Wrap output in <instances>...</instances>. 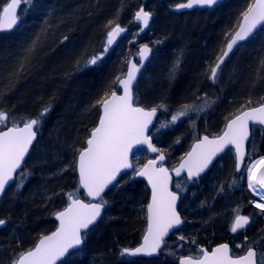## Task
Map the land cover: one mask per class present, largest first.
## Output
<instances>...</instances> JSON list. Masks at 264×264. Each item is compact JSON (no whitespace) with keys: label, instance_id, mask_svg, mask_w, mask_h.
I'll return each instance as SVG.
<instances>
[{"label":"trees","instance_id":"16d2710c","mask_svg":"<svg viewBox=\"0 0 264 264\" xmlns=\"http://www.w3.org/2000/svg\"><path fill=\"white\" fill-rule=\"evenodd\" d=\"M151 1L32 0L20 8L18 26L0 33V110L9 114L10 121L14 119L21 125V118H35L44 106H51L23 166L29 173L23 187L17 189V175L0 201L6 202L0 216L6 221L0 228V264H12L17 253L33 248L42 236L51 233L56 227L55 213L68 203L66 193L79 188L72 162L78 155L77 149L85 146L89 130L96 125L100 107L96 102L112 90L118 93L116 77L122 78L129 61L137 56L133 41L138 37L134 30L138 25L133 14L138 8L151 10L152 22L147 32L153 29L156 35L150 44L144 43L142 36L138 38L152 47V56L133 88L134 103L145 109L157 108L160 113L156 124L167 123L164 128L169 129L173 126L169 123L170 115L185 104L202 106L204 99L211 104L206 107L209 113L200 114L205 124L214 108L221 109L228 121L239 112L264 103V27L233 51L219 69L215 82L208 79L210 66L216 64L242 13L254 0H225L211 10L178 15L163 6L149 8ZM6 2L0 0V11ZM117 24L125 28V35L103 60L84 67L88 57L101 51L108 30ZM177 59L179 64L173 70ZM21 64L23 70L18 72ZM206 129L205 135L214 136L210 124H206ZM195 136L193 142L199 134ZM152 140L159 150L158 141ZM180 148L176 147V155L182 152ZM138 152L140 156L136 159L135 155L132 160L133 171L122 175L119 183L103 196L107 204L102 218L87 233L82 248L60 264H177L176 259H166L162 252L155 259H129L121 255L122 249L139 244L145 230L149 194L133 173L149 156L145 150ZM259 155H264V135L259 127H252L241 172H236L229 150L203 177L192 182L175 181L183 226L164 246L175 241L210 249L227 243L234 257L252 247L257 251V264H262L264 214L249 204L251 198L244 177L246 165ZM166 164L170 166L167 157ZM178 183L183 187L198 183L192 198L195 207L189 200L184 202L183 195L175 189ZM77 195L83 199L80 189ZM187 209L193 212L192 217L185 213ZM234 210L250 217L247 227L237 233L230 230ZM237 245L240 247L236 248Z\"/></svg>","mask_w":264,"mask_h":264},{"label":"snow or ice","instance_id":"6c2138e0","mask_svg":"<svg viewBox=\"0 0 264 264\" xmlns=\"http://www.w3.org/2000/svg\"><path fill=\"white\" fill-rule=\"evenodd\" d=\"M216 2L217 0H187V3H180L175 7L177 9H190L194 5L210 7ZM21 3L31 4L32 0H10L3 7L2 15H0V31L12 29L18 23L17 9ZM151 16L152 13L143 8L135 13V19L142 22L144 27L148 26ZM242 16L243 23L240 25V30L228 38L226 50L218 57L215 66H210L208 79L213 82L216 81L218 70L225 57H228L232 51L233 46L238 41L249 37L258 25H264V0H254V3L247 6ZM111 24L112 21H109V25ZM140 30L143 31V28ZM124 31L125 29L118 24L112 27L107 32L106 45L103 50L88 57L84 67L96 65L108 53L109 47L116 37ZM64 39L66 40L67 37ZM33 45H35V41H33ZM149 51L148 46L144 45L139 55L146 58ZM178 64L179 59L173 65V70ZM261 66H264V59L261 60ZM79 68L78 63L77 69L79 70ZM22 70L23 64L17 71ZM138 71L137 65L131 63L123 79L119 76L116 77L115 82L123 86V94L117 95L116 91L112 90L110 94L105 93V96L96 102L101 110L98 123L89 130L84 141L85 146L77 149L78 156L72 162V165H75L73 170H78L79 173L80 187L86 190L87 196L97 199V202L84 203L77 195L79 188L75 192L66 193L69 201L67 207L55 213L60 222L56 231L50 235L42 236L33 248L17 253L12 264H57L61 257L70 254V249H78L85 242L87 231L90 230L89 226L94 224L97 217L101 215V209L107 204L101 194L113 181L119 183L117 175L121 173L122 169L133 167L128 160V154L133 145L147 144L151 151H157L151 144L150 137L146 135L157 108L145 110L143 107L133 105L132 85ZM197 99L200 98L197 97ZM211 103H215V101H211ZM248 103L250 104L251 101ZM95 106L93 105V107ZM210 106L208 99L203 100L202 106H197L195 103L182 105L181 109L172 115L169 123H175L190 112H203L205 107ZM50 110L49 104L44 106L35 118H21L19 123H22L23 127H20L14 119L10 121L9 114L0 110V125L6 128V130L0 128V195L4 194L9 182L16 179L14 174L20 177V181L16 185L17 189L23 187V181L29 173L21 167L22 162L29 151V146L36 138L43 118ZM249 121L264 125V104L236 115L227 123V130L223 132L222 136L211 140L205 136L188 153V159L181 163L180 168L175 169L176 174L179 176L181 170L187 168L189 179L198 176L212 162V158L217 153L223 152L229 145L235 146L236 167L239 169L240 162L244 159L243 142L248 138ZM9 122H11V127L7 126ZM159 159L164 160L163 153L160 154ZM155 163L154 160H150L142 170L133 173V175L147 177L152 186V199L151 203L147 205L148 226L143 237V244L135 249H122L121 255L156 253L165 243L164 237L169 230L182 223L180 215L176 211L177 194L168 189V170L162 166L156 168ZM17 169L21 171L17 173ZM66 170L67 168L61 169V171ZM247 179L248 188L259 197V201L253 200L250 203L259 209L261 214H264V157L255 161L248 168ZM234 211L236 215L230 229L233 233L244 229L250 223L249 216L239 214V210ZM5 223V220L0 219V226ZM180 239L183 240L184 237H180ZM229 251L227 243L221 244L211 253L204 251L202 258L181 257L179 264H257V251L252 247L248 248L246 255L237 258L230 256ZM260 258L264 264V251L260 253Z\"/></svg>","mask_w":264,"mask_h":264},{"label":"water","instance_id":"95a60500","mask_svg":"<svg viewBox=\"0 0 264 264\" xmlns=\"http://www.w3.org/2000/svg\"><path fill=\"white\" fill-rule=\"evenodd\" d=\"M223 1H224V0H217V2H216L214 5L210 6V7H209V6H199V5H194V6H193L192 8H190V9H189V8L177 9L176 7H174V8L172 9V11H173L174 13H183V12H190V11H192V10H194V9H210V8H213L217 3H220V2H223ZM8 2H10V0H9ZM8 2H7V3H8ZM7 3L4 5V7L7 5ZM184 3H187V1L184 2ZM253 3H254V1H253ZM23 4H24V3H21V4L19 5L18 9H17V15H18V17H19V11H20V8L23 6ZM143 9H144V8H143ZM2 10H3V8L1 9L0 15H2ZM139 10H140V9H139ZM139 10H138V11H139ZM144 10H145V9H144ZM145 11H147V10H145ZM134 20L139 24L140 28H143V31H141V32H142V33H145V32H147V30L149 29V27H150V25H151V22H152V16H151V18H150V20H149V24H148L147 27H144L143 24H142V22H139V21H137V20L135 19V14H134ZM242 23H243V16H242V18H241V20H240V22H239V24H238V26H237L235 32H237V31L240 30V25H241ZM18 24H19V19H18V23H17L16 25H14L12 29L3 30V31H0V33H7V32L12 31L13 29H15V28L18 26ZM114 27H115V26H114ZM263 27H264V25H258L257 28L253 30V33L250 34L249 37L245 38L244 40L238 41L237 44L233 46V49H232V51L229 53L228 57L230 56V54H231V53H232V52H233L238 46H240L241 44L247 42L250 38H252V37H253V36H254V35H255L260 29H262ZM235 32H234L232 35H234ZM124 34H125V31L122 32L118 37H116L115 41L113 42V44H112L109 48H111L113 45H115V44L120 40V38H121ZM144 45H146V44H143V45L139 46L138 49H137V58H138L137 60H138V63H136V62L134 61V59H131V60L129 61L128 65H127L126 72H125V74H124V76L127 74V72H128V68H129V66H130L131 63L136 64L137 67L139 68V71L136 73V79L133 81L132 92H133V88H134V86H135V84H136V82H137V80H138V78H139V76H140L142 70H143L144 67L147 65V63H148V61L150 60L151 55H152V48H151L149 45H147L148 48L150 49V51H149L148 54H147V57H146V58H142V57L139 55V52L141 51V49L143 48ZM224 50H226V45H225ZM224 50H223V51H224ZM222 54H223V53H222ZM228 57H225L224 61H225ZM217 62H218V61H217ZM223 63H224V62H223ZM223 63H222V64H223ZM222 64H221V66H222ZM124 76H123L121 79H123ZM211 81H212V80H211ZM117 89H118V93H117V95H122V94H123V86L120 85L118 82H117ZM262 104H264V103H262ZM133 105L136 106V105L134 104V94H133ZM260 105H261V104H260ZM260 105H257V106H255V107H259ZM137 107H139V106H137ZM251 108H253V107H251ZM144 109H145V108H144ZM249 109H250V108L245 109V110H243V111H247V110H249ZM145 110H151V109H145ZM243 111H241V112H243ZM241 112L238 113L237 115H240ZM100 114H101V110H100V107H99V116H100ZM99 116H98V119H97L96 124L98 123ZM158 116H159V110H157L156 115L152 118V122H151V123L149 124V126H148V131L146 132V135H148L149 137H150V133H151L153 127L155 126V123H156V121H157V119H158ZM235 116H236V115H235ZM235 116L232 117L231 119H229V120L226 122L223 131H222L218 136H215V137H208V136H207V137L211 140V139H215V138H217V137H219V136H222V135H223V132L227 130V129H226V125H227V123H229L232 119H234ZM254 126L261 128V130H262V132H263V135H264V125H261V124H259V123H254V122H252V121H249V126H248V138H247L246 140H244V142H243L244 159H243V161L240 162L239 169H237V167H236V165H237V155H236V149H235V146H234V145H229V146H227V147L225 148V150H224L223 152L217 153V155L214 156V157L212 158V162L208 165V167L205 168L204 171L201 172L198 176H195V177H192L191 179H189V178H188V171H187V168L182 169L181 172H180V175L178 176V175L176 174L175 169L180 168L181 163H183L185 160L188 159V153H190V152L192 151L193 147H194L199 141L203 140V138H204L205 136H201V137L199 138V140H197L196 142H194V143L191 145V147L189 148L188 152L185 154V156H184V157L180 160V162H179L176 166H174L173 168H168V167L164 164L165 161H166L165 156H164V160H160V159H159V156H160L161 152H159L158 149L155 147V145H154V143H153V141H152L151 138H150V142H151V144L153 145V147H155V148L157 149L156 152L151 151V149L147 146V144H143V145H133L131 151H130L129 154H128V160H129V163L132 165V158H133L134 154H135L138 150H140V149H145L150 157H155V158H154V159L151 158V159L147 160V161H146V162L140 167V169H138V170H142V169L144 168V165L148 164V162H149L150 160H154V161L156 162V163H155V167H156V168H159V167L162 166V167H164V168H166V169L168 170V176H169L168 189H169V191L175 193V192L173 191V189H172V186H173V182H174V181L180 180V179L183 178V177H184L187 181H193V180H196V179L201 178L202 176H204L205 174H207V173L211 170V168L214 166V164L218 161V159L221 158V157H222L227 151H229V150H232V152H233V154H234L235 169H236V172L239 173V172L242 170V168H243V166H244V164H245V161H246V157H247V145H248V143H249V141H250V138H251V127H254ZM9 127H11V126H9ZM20 127H23V125H21ZM3 130H6V128L3 129ZM34 130H35V129H34ZM37 137H38V135H36V138H35V140L33 141L32 145L29 146V151H28V153L26 154V156H25V160L22 162V165H21L22 168H23V165H24V163H25V161H26V159H27V157H28V155H29V153H30V150H31L32 146L34 145V143H35L36 140H37ZM163 155H164V154H163ZM77 156H78V155H77ZM160 164H161V165H160ZM159 165H160V166H159ZM132 170H133V167H132V168H129V169H122V170H121V173H119V174L117 175V181L119 180V178H120L122 175H124V174H126V173H128V172H131ZM20 171H21L20 169H17V173H19ZM76 175H77V179H78V186H79V189H80V191L83 193V199H81V198H79V199H81L84 203H89V202H90V203H96V202H97V199H94V198H92V197L87 196V195H86V190H85L84 188L80 187V185H79V173H78V170H76ZM14 176H16V174H14ZM135 178H136V179H139V180H141L142 182L145 183V185H146V187H147V189H148V191H149V200H148V204L151 203V199H152V186H151V184L148 182L147 177L139 176V175H135ZM13 182H14V180L9 182V185L6 186L5 192H6L7 189L12 185ZM115 183H116V181H113V183H112L111 185H109L108 188H106L105 191H104V193H102L101 195L104 196L105 193H106V192L112 187V185L115 184ZM5 192H4V193H5ZM176 194H177V193H176ZM3 195H4V194H3ZM3 195H0V200H1V198L3 197ZM177 197H178V199H177V201H176V211H177V205H178V201H179V195H178V194H177ZM68 203H69V201H68ZM148 204H147V205H148ZM66 207H67V205L65 206V208H66ZM62 210H63V209H62ZM62 210H61V211H62ZM104 210H105V206L101 209V215H100L99 217H97V220L94 222V224L89 226V229H90V230H91L94 226H96L97 223L101 220ZM177 212H178V211H177ZM178 214H179V213H178ZM179 215H180V214H179ZM180 218H181V216H180ZM54 221H55V223H56V227H55V229H54L51 233L55 232L56 229L59 227V223H60V222H59V220L56 218L55 215H54ZM181 221H182V218H181ZM147 226H148V221H147V208H146V228H145V232H144V234H143V236H142V238H141V240H140V243H139L137 246H135L134 248H131V249H135V248H137V247H139V246H141V245L143 244V242H144V241H143V237H144V235L146 234ZM182 226H183V221H182V223H181L179 226L170 229L169 232H168V234L164 237V242H165L166 240H168V239L170 238V236H171L172 234H174V232H177L178 230H180V228H181ZM245 228H246V227H245ZM245 228H244V229H245ZM244 229H240V230H238L237 232L242 231V230H244ZM82 231H85V230H82ZM88 231H89V230H88ZM88 231H87V232H88ZM237 232H235V233H237ZM51 233H49L48 235H50ZM45 236H46V235H45ZM39 240H40V239H39ZM39 240H38V241H39ZM38 241H37V243H38ZM221 244H225V243H221ZM221 244H217V245L213 246L209 251L206 250L205 248H201V249L199 250V251L201 252V256H200L199 258H202V255H203V252H204V251H207V252L211 253L215 248H217V247L220 246ZM34 246H35V245H34ZM82 246H83V245H81L78 249H75V250L70 249V250H69V253L71 254L72 252H75V251L79 250ZM163 246H164V244L161 245V248L158 249L156 253H153V254H151V255H147V254H144V253H138V254H135V255L124 254V256L129 257V258L155 259V258H158V257H159V254H160V252H161ZM229 249H230V251H229V255L232 256V255H231V247H230V246H229ZM247 250H248V249H247ZM247 250H246V251L244 252V254H242L241 256L246 255ZM70 254H65L64 257H61L60 260L57 261V264H60L62 261H64V260H65ZM182 257H184V256H182ZM232 257H233V256H232ZM238 257H239V256H238ZM180 258H181V257H180ZM180 258H178V260H177V264H179V260H180ZM233 258H237V257H233ZM194 259H195V258H194ZM256 259H257V257H256Z\"/></svg>","mask_w":264,"mask_h":264},{"label":"rangeland","instance_id":"374dc122","mask_svg":"<svg viewBox=\"0 0 264 264\" xmlns=\"http://www.w3.org/2000/svg\"><path fill=\"white\" fill-rule=\"evenodd\" d=\"M169 1L170 0H153V1H151L149 8L157 7L160 9V8H162L161 6L168 3ZM24 5H25V3H24ZM148 10H149L148 12H151L150 9H148ZM154 35H156L155 30L152 29L150 32L148 31L145 34H143L141 38L144 41V43L150 44L151 42L155 41ZM229 82L230 81H228V83ZM242 100H244V98H242ZM220 110H218V108L217 109L214 108L210 112V114L208 115V117L206 119V124L207 123L210 124L211 128L213 130H215V131L210 130V131H212L211 134L214 136H217L221 133L222 128L228 119V116L227 115L223 116V113ZM203 112L209 113V110H207V108L205 107V110ZM232 112H235V111H232ZM200 114H201V112H190L187 116L180 118L175 123H172L173 126L167 130H165L166 128H164L167 123L156 124L155 128L152 130V136L151 137L158 141V144L161 147L159 150L161 152L165 153L168 161L170 162V166H173V164L176 161H178L183 156L184 153L186 154L188 146L191 144V142H193V139L196 137L195 136L196 134H199V137H200L201 135H205V131L207 132L208 128L206 129L205 122H202L200 120V118H201ZM171 117H172V115L169 116V119H171ZM219 117H220V119L218 120ZM9 126H11V124ZM202 127L205 129L202 131H199V128H202ZM177 146L181 147L180 149L182 150V152H180L176 155L175 151H176ZM139 156H140V153L138 152L135 156L136 159ZM259 157H264V155L257 156V158H259ZM244 177H245L246 192L249 194V196L252 200L253 195L251 194V192L248 188V183H247V178H246V170H245ZM197 186H198V183H188L185 187H183V186H181L180 183H178V184H176L175 189L177 191H180L181 195H183V199H184L185 203H187V200H189L188 203L192 204V206L195 207L196 205L193 204L194 202H193L192 198L195 196V192L197 191V190H195L196 189L195 187H197ZM5 203L6 202H0V216L4 214L3 211L6 208ZM185 213L187 214L188 217H192L193 212H191L190 209L189 210L187 209V211ZM179 235H182V233H180ZM196 248L197 247L194 243H192L191 246H188V245H185L184 243L183 244L180 242L175 243V241H171L169 243H166V245L163 247L161 252L164 255V257H166V259L168 258V259L178 260V258H180L182 256H191L193 258H198L200 256V252ZM129 249H131V248H129Z\"/></svg>","mask_w":264,"mask_h":264},{"label":"bare ground","instance_id":"6f19581e","mask_svg":"<svg viewBox=\"0 0 264 264\" xmlns=\"http://www.w3.org/2000/svg\"><path fill=\"white\" fill-rule=\"evenodd\" d=\"M8 1H9V0H7V2H8ZM7 2H6V3H7ZM23 5H24V4H23ZM3 7H4V6H3ZM3 7H2V8H3ZM141 8H144V7H140V8H138V9L134 12V14H135L139 9H141ZM0 12H1V11H0ZM134 14H133V20H134ZM134 21H135V20H134ZM135 22H136V21H135ZM137 25H138V24H137ZM120 27H121V26H120ZM121 28H122V27H121ZM123 29H125V28H123ZM140 29H141V28H140L139 25H138V28H137V27L134 28V30L137 32L136 36H138L137 39H135V40L133 41L134 44L137 43V42H139V39H138V38H139L140 36H142L143 34L146 33V32H145V33H142ZM7 33H8V32H7ZM125 33H126V30H125ZM124 35H125V34H124ZM124 35H123V36H124ZM123 36H122V37H123ZM122 37H121V38H122ZM121 38H120V39H121ZM105 45H106V44H105ZM105 45H104V46H105ZM104 46L102 47L101 51L103 50ZM109 49H110V48H109ZM101 51H100V52H101ZM108 51H109V50H108ZM107 54H108V53H107ZM107 54H106L101 60H103V59L107 56ZM90 66H93V65H90ZM21 125H23V124H21ZM21 125H19V126H21ZM260 158H261V157H259V158H257V159H254V160H252L251 162H249V164L247 165V168H246V178L248 177V168L251 167V165L254 164L255 161L259 160ZM247 183H248V179H247ZM249 190H250V192L254 195V193L252 192V190H251V189H249ZM181 196H182V195H181ZM254 196L256 197V200H259V197H258L257 195H254ZM179 197H180V195H179ZM145 210H146V208H145ZM201 248H203V247H201V246H197L196 249H197V250H200ZM128 258H129V257H128ZM158 258H159V257H158ZM129 259H137V258H129Z\"/></svg>","mask_w":264,"mask_h":264},{"label":"flooded vegetation","instance_id":"af4514ba","mask_svg":"<svg viewBox=\"0 0 264 264\" xmlns=\"http://www.w3.org/2000/svg\"><path fill=\"white\" fill-rule=\"evenodd\" d=\"M187 0H170L168 3H166V4H164L163 5V7L165 8V9H168L169 11H171V12H173L172 11V9L177 5V4H180V3H184V2H186ZM220 3H222V2H220ZM220 3H217L213 8H210L209 10H211V9H214V8H216V6H218V4H220ZM195 10H207V9H194V10H192V11H195ZM192 11H190V12H192ZM174 13V12H173ZM184 13H187V12H183V13H175V14H184ZM141 44H143V42L141 41H139V42H137L136 43V46L137 47H139ZM225 45H226V43H225ZM225 45H224V48H225ZM224 50V49H223ZM223 53V52H222ZM232 54V53H231ZM222 55V54H221ZM135 60H136V62L138 63V60H137V57L135 58ZM215 66V65H214ZM222 67V66H221ZM220 67V68H221ZM219 71V70H218ZM211 82H213V81H211ZM202 136V135H201ZM200 136V137H201ZM199 137V138H200ZM153 158H155V157H153ZM167 165V164H166ZM168 167H169V165H167ZM17 176V175H16ZM182 179H185V178H182ZM186 180V179H185ZM14 184V183H13ZM12 186V185H11ZM10 186V187H11ZM10 189V188H9ZM9 189H7V191L9 190ZM6 191V192H7ZM5 192V193H6ZM177 193V192H176ZM1 200H2V198H1ZM0 200V201H1ZM177 211H178V207H177ZM178 213H179V211H178ZM2 227H4V225L3 226H0V228H2ZM145 231V230H144Z\"/></svg>","mask_w":264,"mask_h":264}]
</instances>
